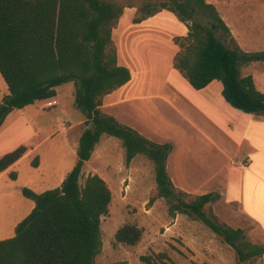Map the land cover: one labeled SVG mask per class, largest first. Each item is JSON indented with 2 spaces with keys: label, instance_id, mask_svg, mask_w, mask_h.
<instances>
[{
  "label": "trees",
  "instance_id": "trees-1",
  "mask_svg": "<svg viewBox=\"0 0 264 264\" xmlns=\"http://www.w3.org/2000/svg\"><path fill=\"white\" fill-rule=\"evenodd\" d=\"M165 9L189 29L187 35L175 38L180 50L174 67L197 90L221 81L230 105L264 116V93L252 74L241 71L245 63L264 60V53L244 52L216 6L206 0H151L141 6L133 21L142 22ZM124 10L112 0H0V74L9 89L0 104V128L14 109L55 98L58 86L68 82L74 83L75 105L90 125L79 139L77 162L60 187L42 193L23 188V195L35 206L17 224L12 237L0 240V264H101L96 261L103 247L101 223L109 213L112 191L98 174H89L84 182L81 179L103 135L121 140L126 165L139 154L153 161L157 195L166 199L172 215L182 213L202 221L235 249L237 264H256L264 256V245L249 241L244 229L221 223L207 213L206 206L217 201L219 193L184 199L188 193L175 186L168 172L170 143L155 142L101 110L103 97L132 78L131 70L119 64L113 39ZM218 29L232 45L216 35ZM27 152L22 144L2 155L0 174ZM10 176L16 179L17 173ZM142 233L137 225L125 224L115 240L135 245ZM141 261L169 264L171 258L160 252L143 255Z\"/></svg>",
  "mask_w": 264,
  "mask_h": 264
},
{
  "label": "rangeland",
  "instance_id": "rangeland-1",
  "mask_svg": "<svg viewBox=\"0 0 264 264\" xmlns=\"http://www.w3.org/2000/svg\"><path fill=\"white\" fill-rule=\"evenodd\" d=\"M112 1L125 7L123 15L135 9V18L141 6L151 0ZM206 1L216 6L244 52L264 53V0ZM162 11L170 14L168 21L174 15L177 17L172 11ZM120 20L113 31L119 28ZM184 33L182 29L173 31L169 36L170 43L175 44V38L185 36ZM216 35L232 45L222 29L216 30ZM114 42L117 46L115 39ZM177 48L179 51L178 45ZM241 71L243 75L252 74L257 88L264 93V60L245 63ZM165 73L164 70L160 73L162 80L167 75ZM158 93L159 97L163 95L173 99L166 84ZM8 94V86L0 74V104ZM155 102L160 108V111L154 110L159 113L158 119L161 115L163 122L168 124L182 121L176 111L160 98ZM151 113L154 116L152 110ZM194 116L189 114L188 117L196 122ZM85 118L75 105L73 82L58 86L55 98L37 101L23 109H14L6 117L0 128V157L22 144L27 146L28 152L14 167L0 174V240L12 237L17 224L35 206L34 201L23 195V188L29 187L42 193L62 185L77 162L76 138L83 128L90 126L86 123L79 125V121ZM186 126L190 129V126ZM101 145L106 148V153L99 155L97 152L85 163L81 179L84 182L89 174H98L112 191L109 213L102 217L103 247L96 257L98 263L145 264L141 256L166 252L171 258L169 264H237L235 249L206 224L186 214L177 213L174 216L170 213L166 199L157 195L151 159L140 154L131 165H126V151L119 138L105 135ZM13 171L17 173L16 179L10 176ZM197 195L200 194L188 193L184 199L191 201ZM206 211L217 217L213 202L206 206ZM125 224H135L142 229L138 244L128 245L115 240L117 230ZM245 234L249 241L260 244L262 236L249 233V230H245ZM256 264H264V256Z\"/></svg>",
  "mask_w": 264,
  "mask_h": 264
},
{
  "label": "crops",
  "instance_id": "crops-1",
  "mask_svg": "<svg viewBox=\"0 0 264 264\" xmlns=\"http://www.w3.org/2000/svg\"><path fill=\"white\" fill-rule=\"evenodd\" d=\"M134 14L132 9L123 15L113 31L119 64L131 70L132 78L103 97L101 110L155 142L170 143L167 168L175 186L190 194L219 193L213 202L219 220L262 236L264 245V116L230 105L221 81L197 90L174 67L178 48L169 36L178 29L185 35L189 31L174 14L168 21L170 14L161 11L139 23L133 21ZM163 70L167 75L162 80ZM163 84L173 99L158 96ZM159 98L182 121L171 126L161 115L158 119L154 110L160 111L155 102ZM189 114H195L197 121L189 119ZM85 129L76 138L77 148ZM102 138L93 155L106 153Z\"/></svg>",
  "mask_w": 264,
  "mask_h": 264
}]
</instances>
